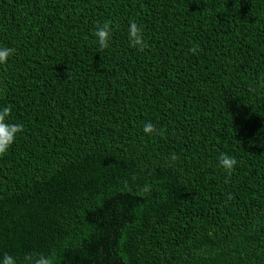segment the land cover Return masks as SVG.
I'll list each match as a JSON object with an SVG mask.
<instances>
[{"label":"trees","instance_id":"obj_1","mask_svg":"<svg viewBox=\"0 0 264 264\" xmlns=\"http://www.w3.org/2000/svg\"><path fill=\"white\" fill-rule=\"evenodd\" d=\"M0 47V264H264V0H0Z\"/></svg>","mask_w":264,"mask_h":264},{"label":"clouds","instance_id":"obj_2","mask_svg":"<svg viewBox=\"0 0 264 264\" xmlns=\"http://www.w3.org/2000/svg\"><path fill=\"white\" fill-rule=\"evenodd\" d=\"M93 35L99 44L101 50L107 49L110 46L112 36V21H106L102 25H97ZM128 40L131 47L137 48L139 51H144L147 43L143 36V28L135 21H131L128 28ZM198 45L194 46L191 51L195 52ZM15 54L14 48L0 47V65L6 64L10 56ZM11 107L5 106L0 109V156L6 154L11 145L16 141L19 133L23 131V124L9 122L11 115ZM144 132L146 134H159L163 135V129H156L153 123L148 122L144 125ZM221 167L230 176L234 171L238 161L235 157L228 154L221 153L218 157ZM151 191V185H145L142 189L138 190V195H143ZM57 254L55 252H32L26 253L22 260H18L16 256L5 253L3 255L2 264H57Z\"/></svg>","mask_w":264,"mask_h":264}]
</instances>
